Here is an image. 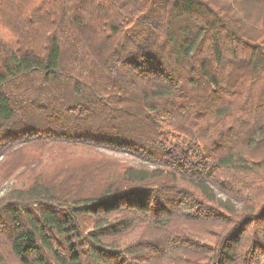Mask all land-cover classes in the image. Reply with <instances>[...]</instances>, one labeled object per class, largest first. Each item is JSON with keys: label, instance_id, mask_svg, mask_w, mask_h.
I'll return each mask as SVG.
<instances>
[{"label": "trees", "instance_id": "trees-1", "mask_svg": "<svg viewBox=\"0 0 264 264\" xmlns=\"http://www.w3.org/2000/svg\"><path fill=\"white\" fill-rule=\"evenodd\" d=\"M0 264H264V0H0Z\"/></svg>", "mask_w": 264, "mask_h": 264}]
</instances>
